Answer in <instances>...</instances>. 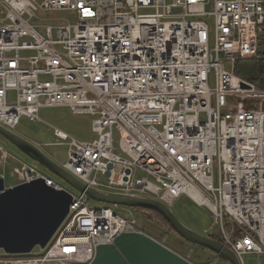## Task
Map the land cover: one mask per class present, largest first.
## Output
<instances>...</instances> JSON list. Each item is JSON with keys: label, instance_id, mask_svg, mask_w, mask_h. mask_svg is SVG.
I'll return each instance as SVG.
<instances>
[{"label": "built area", "instance_id": "1", "mask_svg": "<svg viewBox=\"0 0 264 264\" xmlns=\"http://www.w3.org/2000/svg\"><path fill=\"white\" fill-rule=\"evenodd\" d=\"M41 11L76 21L46 25ZM259 59L264 0H0V126L43 122L46 107L91 116V141L52 128L68 147L64 170L90 189L169 208L187 195L211 214L206 237L243 264L264 254V88L235 70ZM16 174L72 201L45 247L1 249L0 264H91L123 233L155 239L132 208L92 207L32 167Z\"/></svg>", "mask_w": 264, "mask_h": 264}, {"label": "water", "instance_id": "2", "mask_svg": "<svg viewBox=\"0 0 264 264\" xmlns=\"http://www.w3.org/2000/svg\"><path fill=\"white\" fill-rule=\"evenodd\" d=\"M0 136L44 166L88 199L98 203L145 208L163 215L185 241L215 253L226 264H240L235 252L217 239L203 236L186 226L166 205L154 199L122 198L86 187L31 141L0 126ZM3 154L0 151V163ZM72 196L46 185L44 179L6 188L0 177V250L8 254L45 247L67 217ZM91 264H194L157 240L142 233H123L113 244L100 245Z\"/></svg>", "mask_w": 264, "mask_h": 264}, {"label": "rangeland", "instance_id": "3", "mask_svg": "<svg viewBox=\"0 0 264 264\" xmlns=\"http://www.w3.org/2000/svg\"><path fill=\"white\" fill-rule=\"evenodd\" d=\"M39 16L42 18L40 22L46 25L56 26L63 23L62 19H70L73 23L76 21L75 15L69 12L41 11L39 12ZM40 31L44 33L42 28H40ZM22 55H30V53L22 52ZM210 85L214 86L213 76L210 77ZM13 99L14 94L11 93L10 100ZM39 116L43 122H32L26 118L22 119L20 125H18L16 129V134L28 141L43 146V150L61 166L67 161L68 147L65 144H58V140L53 134L52 128L59 129L70 137L78 140L91 141L97 137L92 131V117L88 115H75L66 106L42 108ZM0 145L3 146L4 150L10 156V160L4 164L3 169V164L0 163V171L5 175L6 186L15 183L18 184L19 177L16 174V169L28 166L34 168L44 176L51 178L71 194L76 196L79 195L78 190L51 173L35 160L22 153L18 148L10 144L1 136ZM90 206L98 208L101 205L96 201H91ZM126 209V207L120 206L118 211L123 212ZM170 209L186 226L195 230L197 233L206 236L207 232H211V229L213 228V219L209 210L206 207L195 203L187 195L181 196ZM142 226L147 227V224L144 223L143 219ZM160 231L162 234L150 232V235L158 242L167 246L190 262L194 264H225L223 260L216 257H214L211 262L207 259H200L199 256L201 255V249L198 245L196 246L187 241H183L179 237L173 234H168L163 230ZM243 264H264V254H247L243 257Z\"/></svg>", "mask_w": 264, "mask_h": 264}, {"label": "trees", "instance_id": "4", "mask_svg": "<svg viewBox=\"0 0 264 264\" xmlns=\"http://www.w3.org/2000/svg\"><path fill=\"white\" fill-rule=\"evenodd\" d=\"M235 73L239 77L252 81L258 86L264 88V59L238 61L236 64ZM132 209L137 215H139L144 220V223L147 224V227L145 226L143 227L149 234L150 232L155 234H162L160 230H163L168 234H173L179 237L180 239H182L175 231L171 223H169V221L163 215L153 210L145 209V208H132ZM213 238L219 240L217 237H213ZM198 247H200L201 249V255L199 256L200 259L201 258L202 260L207 259L210 262L214 257L220 259L215 253L211 252L210 250L203 248L201 246Z\"/></svg>", "mask_w": 264, "mask_h": 264}, {"label": "crops", "instance_id": "5", "mask_svg": "<svg viewBox=\"0 0 264 264\" xmlns=\"http://www.w3.org/2000/svg\"><path fill=\"white\" fill-rule=\"evenodd\" d=\"M3 167H4V165L2 166V169H3ZM1 169V170H2ZM2 175H4V174H2V172L0 171V177H2ZM4 180H5V175H4ZM18 184H20V180L18 179ZM18 184H10V185H8V186H6V188H9V187H13V186H15V185H18Z\"/></svg>", "mask_w": 264, "mask_h": 264}, {"label": "snow or ice", "instance_id": "6", "mask_svg": "<svg viewBox=\"0 0 264 264\" xmlns=\"http://www.w3.org/2000/svg\"><path fill=\"white\" fill-rule=\"evenodd\" d=\"M67 251H71V250L69 249V250H67Z\"/></svg>", "mask_w": 264, "mask_h": 264}]
</instances>
